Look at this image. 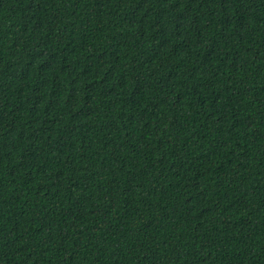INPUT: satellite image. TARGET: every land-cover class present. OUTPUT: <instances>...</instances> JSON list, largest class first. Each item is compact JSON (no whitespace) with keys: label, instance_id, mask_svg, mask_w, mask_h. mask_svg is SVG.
I'll use <instances>...</instances> for the list:
<instances>
[{"label":"trees","instance_id":"1","mask_svg":"<svg viewBox=\"0 0 264 264\" xmlns=\"http://www.w3.org/2000/svg\"><path fill=\"white\" fill-rule=\"evenodd\" d=\"M0 264H264V0H0Z\"/></svg>","mask_w":264,"mask_h":264}]
</instances>
